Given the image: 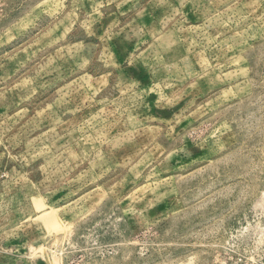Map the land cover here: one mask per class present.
Masks as SVG:
<instances>
[{
	"label": "rangeland",
	"instance_id": "1",
	"mask_svg": "<svg viewBox=\"0 0 264 264\" xmlns=\"http://www.w3.org/2000/svg\"><path fill=\"white\" fill-rule=\"evenodd\" d=\"M38 260L264 264V0H0V264Z\"/></svg>",
	"mask_w": 264,
	"mask_h": 264
},
{
	"label": "bare ground",
	"instance_id": "2",
	"mask_svg": "<svg viewBox=\"0 0 264 264\" xmlns=\"http://www.w3.org/2000/svg\"><path fill=\"white\" fill-rule=\"evenodd\" d=\"M51 213L52 212L46 210V212H44V213L41 214V219L44 221V223L50 224L51 218H52Z\"/></svg>",
	"mask_w": 264,
	"mask_h": 264
},
{
	"label": "water",
	"instance_id": "3",
	"mask_svg": "<svg viewBox=\"0 0 264 264\" xmlns=\"http://www.w3.org/2000/svg\"><path fill=\"white\" fill-rule=\"evenodd\" d=\"M36 264H45V262L43 260H38Z\"/></svg>",
	"mask_w": 264,
	"mask_h": 264
}]
</instances>
